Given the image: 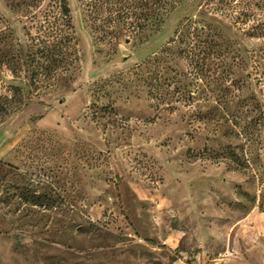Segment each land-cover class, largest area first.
I'll use <instances>...</instances> for the list:
<instances>
[{
  "label": "rangeland",
  "instance_id": "374dc122",
  "mask_svg": "<svg viewBox=\"0 0 264 264\" xmlns=\"http://www.w3.org/2000/svg\"><path fill=\"white\" fill-rule=\"evenodd\" d=\"M68 2L47 76L0 0V264H264V0Z\"/></svg>",
  "mask_w": 264,
  "mask_h": 264
},
{
  "label": "trees",
  "instance_id": "16d2710c",
  "mask_svg": "<svg viewBox=\"0 0 264 264\" xmlns=\"http://www.w3.org/2000/svg\"><path fill=\"white\" fill-rule=\"evenodd\" d=\"M54 1L56 8H47L44 22L39 25V30L43 33L41 39L26 45L31 49V52L28 51L26 54H31L33 60L37 58L41 60L43 63V66L40 65L43 70L41 73L47 76L52 74L53 69L64 65L72 54L70 49L76 47L78 43L68 0ZM159 8L164 6L160 5ZM35 18V15L29 16L30 20ZM38 74L35 69L31 76Z\"/></svg>",
  "mask_w": 264,
  "mask_h": 264
},
{
  "label": "crops",
  "instance_id": "0c3cea01",
  "mask_svg": "<svg viewBox=\"0 0 264 264\" xmlns=\"http://www.w3.org/2000/svg\"><path fill=\"white\" fill-rule=\"evenodd\" d=\"M255 228L256 229L258 228L257 230H259L258 231V235H256V237L252 238V241H250L249 250L250 249L254 250L253 248L256 247V246L257 247H261L264 250V224L261 225V226H255ZM260 229H261V231H260Z\"/></svg>",
  "mask_w": 264,
  "mask_h": 264
}]
</instances>
